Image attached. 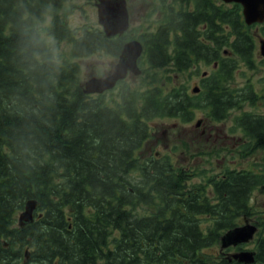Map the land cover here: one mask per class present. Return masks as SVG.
<instances>
[{
    "label": "trees",
    "instance_id": "trees-1",
    "mask_svg": "<svg viewBox=\"0 0 264 264\" xmlns=\"http://www.w3.org/2000/svg\"><path fill=\"white\" fill-rule=\"evenodd\" d=\"M174 1L156 29L138 34L143 85L121 80L119 93L108 96L85 91L79 58L101 50L118 56L129 33L111 37L92 26L75 34L60 15L66 0H0V264H225L224 257L205 259L204 248L252 215L264 162L195 182L201 171L175 166L169 154L141 159L138 152L157 117L189 119L193 107H203L222 120L245 100L260 102L250 81L231 83L235 54L254 62V25L239 2ZM47 14V31L70 42L59 65L30 39ZM201 62L213 67L196 94L148 71ZM234 122L248 137L244 147L264 148V112L244 110ZM31 198L38 201L35 219L19 226L17 213ZM143 203L153 210L139 214ZM260 214L256 258L264 264Z\"/></svg>",
    "mask_w": 264,
    "mask_h": 264
},
{
    "label": "rangeland",
    "instance_id": "rangeland-1",
    "mask_svg": "<svg viewBox=\"0 0 264 264\" xmlns=\"http://www.w3.org/2000/svg\"><path fill=\"white\" fill-rule=\"evenodd\" d=\"M159 7L160 0H137L136 8L130 14V27L135 30V33L151 30L157 26L158 19L161 17ZM60 13L61 17L66 20L75 34H80L87 27L100 25L98 21V8L94 0H66ZM51 18V15L47 14L40 23L41 30L50 36L52 35L47 29L52 22ZM252 35L255 41L254 62L249 64L235 54L238 62H236L237 68L231 83L236 87L245 86L250 81L252 86L261 95L263 94L260 102L252 105L250 101L245 100L242 102V106L231 108L227 118L222 120L211 119L209 110L203 107H193L190 111L191 118L189 119H183L181 116L157 117L151 122L153 136L144 143L138 152L141 159H147L154 154V151L159 150V153L169 154L177 167H185L191 173L201 171L202 174L213 173L217 175L227 168L263 167L264 148L255 150L246 149L244 144L248 137L241 127L235 126L234 122L235 115L240 114L244 110L264 112V62L260 61L263 58L262 53H264V47L260 42V38L264 37V27L262 25L254 27ZM55 42L60 53H68L70 50L69 41L55 40ZM79 59L82 63L80 77L84 80L92 75L108 73L111 71L117 58L101 50ZM142 66L145 67V64ZM196 67L200 68L199 71ZM196 67L185 71L170 70L167 67L156 70L149 69L148 71L150 73L157 71L161 75V81L169 87L179 85L192 91L194 85H201L203 71H212V64L208 65L201 62ZM145 74L148 76L146 72ZM145 74L142 71L141 73H134L126 80L131 81L135 85H143L142 81ZM146 85L147 83L144 84V86ZM120 89L121 84L119 82L112 90L107 91V95L110 96L112 92L117 94ZM198 119H201V122L196 125ZM202 179V175H197L192 177L191 181L197 182ZM252 196L251 202L257 204L256 208L264 214V186L258 185L254 189ZM152 210L151 205L144 203L138 205L136 208L139 214H146ZM18 216L19 212L17 213V222ZM202 222L203 226L208 223V221ZM241 222H244V220ZM254 245L253 239L244 246L253 249ZM220 249V244L218 243L214 244L213 247L204 248L205 259L209 262L216 259L215 254L218 255Z\"/></svg>",
    "mask_w": 264,
    "mask_h": 264
},
{
    "label": "water",
    "instance_id": "water-1",
    "mask_svg": "<svg viewBox=\"0 0 264 264\" xmlns=\"http://www.w3.org/2000/svg\"><path fill=\"white\" fill-rule=\"evenodd\" d=\"M232 1V0H228ZM243 4L245 20L248 24L264 20V0H235ZM99 21L107 35L112 36L122 33L129 26V13L126 0H96ZM264 47V43H263ZM143 50V45L138 39L127 41L120 52L119 59L110 73L106 75H92L83 82L86 92H103L116 85L119 79L125 78L128 73H141L138 58ZM264 52V51H263ZM37 199L27 200L25 209L19 215V225L24 226L34 219V210ZM257 225L247 222L228 229L222 236V246L238 244L253 238ZM29 255V251L27 252ZM234 256L245 262L254 261L253 250H242Z\"/></svg>",
    "mask_w": 264,
    "mask_h": 264
},
{
    "label": "flooded vegetation",
    "instance_id": "flooded-vegetation-1",
    "mask_svg": "<svg viewBox=\"0 0 264 264\" xmlns=\"http://www.w3.org/2000/svg\"><path fill=\"white\" fill-rule=\"evenodd\" d=\"M171 2L174 3L175 1H174V0H160V7H159V13L161 14L160 19H162L163 16H164V14H165V10H166L165 5H167V4L171 3ZM222 2L225 3V5L228 4V3L225 2L224 0H219V2H217V3H218V4H222ZM126 3H127V10H128L129 15H130L131 12L136 8L137 0H126ZM176 4L178 5V3H176ZM145 14H146V13H145ZM134 33H135V30H134L133 28H131V30H130V36H129L128 40L134 38V35H135ZM201 86H202V84H201ZM196 125H197V124H196ZM253 191H254V190H253ZM252 193H253V192H252ZM251 197H253L252 194H251ZM250 202H251V201H250ZM251 205H252L253 207H256L257 204L251 203ZM244 219H248V220L253 219L254 222L257 221V219H256L253 215H246V216H244ZM256 223H257V222H256ZM241 246H242V245H236V246H234V247H240V248H241ZM243 248H244V247H243ZM238 249H239V248H238ZM238 249H235V250H238ZM241 249H242V248H241ZM235 250H234V251H235ZM234 251H232V250H221V249H220V253H219L218 255H221L222 257H224V259H226L225 264H230V263H232V264H244V262L239 261V260H237V259H235V258L232 259V260H230L229 256H230ZM215 255H217V254H215ZM228 261H229V262H228Z\"/></svg>",
    "mask_w": 264,
    "mask_h": 264
},
{
    "label": "clouds",
    "instance_id": "clouds-1",
    "mask_svg": "<svg viewBox=\"0 0 264 264\" xmlns=\"http://www.w3.org/2000/svg\"><path fill=\"white\" fill-rule=\"evenodd\" d=\"M30 39L35 45H43L49 49L51 52V62L55 65H59V50L56 48V42L52 36L47 35L37 28L36 31L31 34ZM37 59H39V55L37 56Z\"/></svg>",
    "mask_w": 264,
    "mask_h": 264
}]
</instances>
